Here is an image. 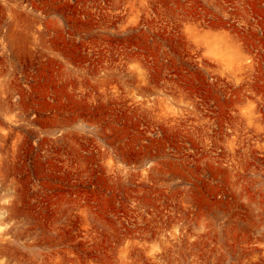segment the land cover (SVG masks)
Here are the masks:
<instances>
[{
  "label": "rangeland",
  "instance_id": "rangeland-1",
  "mask_svg": "<svg viewBox=\"0 0 264 264\" xmlns=\"http://www.w3.org/2000/svg\"><path fill=\"white\" fill-rule=\"evenodd\" d=\"M2 262L264 264V0H0Z\"/></svg>",
  "mask_w": 264,
  "mask_h": 264
},
{
  "label": "bare ground",
  "instance_id": "bare-ground-1",
  "mask_svg": "<svg viewBox=\"0 0 264 264\" xmlns=\"http://www.w3.org/2000/svg\"><path fill=\"white\" fill-rule=\"evenodd\" d=\"M214 42H216V41H214ZM213 45H214V43H212ZM216 44V43H215ZM218 44H219V42H218ZM215 46V45H214ZM213 47V46H212ZM217 47V46H216ZM216 49V48H215ZM218 49V48H217ZM222 56V55H221ZM225 56V55H224ZM229 58H230V55H229ZM225 59V58H224ZM226 61V60H225ZM3 251V250H2ZM7 259V258H6ZM11 260V259H10ZM2 264H3V262H2Z\"/></svg>",
  "mask_w": 264,
  "mask_h": 264
},
{
  "label": "built area",
  "instance_id": "built-area-1",
  "mask_svg": "<svg viewBox=\"0 0 264 264\" xmlns=\"http://www.w3.org/2000/svg\"><path fill=\"white\" fill-rule=\"evenodd\" d=\"M251 63H254L253 61Z\"/></svg>",
  "mask_w": 264,
  "mask_h": 264
}]
</instances>
